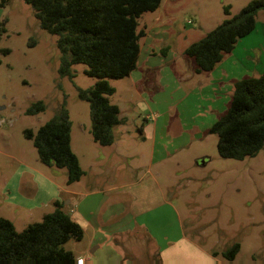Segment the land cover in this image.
<instances>
[{"label":"rangeland","instance_id":"rangeland-1","mask_svg":"<svg viewBox=\"0 0 264 264\" xmlns=\"http://www.w3.org/2000/svg\"><path fill=\"white\" fill-rule=\"evenodd\" d=\"M2 1L0 22L6 20V24L0 37V216L12 221L21 231L54 209L53 202L48 200L38 205L51 191L43 180L38 183V189L28 183L27 173L35 170L37 177H46L56 187L67 182L66 169L49 167L39 161L33 141L26 137L25 131L36 133L66 102L72 121V149L81 153L91 148L90 106L79 98V89L93 87L97 78L85 73L84 64L72 67L74 77H62L57 37L41 29L32 8L23 0H8L5 5H1ZM251 1L163 0L156 12L144 15L147 20L141 19L139 29L146 34L145 24L154 22L157 27L165 28L168 41L154 47L167 46L168 58L162 54L152 56L150 63L158 68L150 71L149 76L144 73L143 83L136 88L129 78L109 80L116 89L110 100L119 105L127 118L119 126L120 140L122 147L131 153L134 166L144 165L143 155L149 152L150 145L143 142L144 133L139 130L147 113L158 114L159 130L163 127L165 138L180 137L181 142L188 141L189 145L177 156L181 165L168 168L169 181H160L180 212L190 237L206 249L218 252L234 243L241 244V251L231 264H264V147L257 156L242 161L224 159L218 154L217 135L209 131L227 112L235 82L264 73V12L260 11L256 17V29L241 38L233 52L225 55L219 64L218 72L230 83L235 81L231 95L223 97L221 107H210L208 96L195 87L201 80L208 84L216 75L196 74L194 59L183 52L227 18L226 6L234 16ZM157 16H161L159 21H155ZM5 49L10 53L4 54ZM37 101H43L45 111L26 115L25 111ZM136 143L141 150L135 151ZM80 157L87 166L83 154ZM23 172L26 177L16 193L17 178ZM128 237L125 248L137 255L136 259L146 254L142 257L144 261L150 264L155 261L154 252L141 235ZM89 240V236L80 242L72 240L65 247L77 254L86 249ZM116 247L122 249L117 244ZM103 252L97 254L94 264L103 263V254L111 261L112 257H118L115 252H111L113 255ZM88 257L93 258L92 254Z\"/></svg>","mask_w":264,"mask_h":264},{"label":"trees","instance_id":"trees-1","mask_svg":"<svg viewBox=\"0 0 264 264\" xmlns=\"http://www.w3.org/2000/svg\"><path fill=\"white\" fill-rule=\"evenodd\" d=\"M8 0H3L5 5ZM29 5L41 29L57 37L61 54L59 73L74 77L72 67L84 64L85 73L97 78L89 89H79V98L90 106L91 130L94 142L111 146L116 142V127L123 124L119 106L110 98L116 89L109 80H122L136 70L141 40L145 31L140 21L146 13L156 12L163 0H23ZM264 12V0H252L232 16L226 6L227 18L191 43L184 55L194 59L196 72H211L238 41L256 29V17ZM6 20L0 22V37ZM168 47L161 50L162 55ZM9 54L10 50H3ZM45 111L43 101L33 103L28 116ZM142 133V128L139 129ZM217 135V149L224 159L245 160L257 156L264 147V73L235 82L227 112L210 128ZM33 141L39 161L49 167L67 170V184L84 176L78 156L72 150V121L66 102L56 115L36 133L26 130ZM52 212L21 231L9 219L0 216V264H78L75 253L65 245L84 238L83 227L65 211L62 201L53 202ZM241 244L212 252L224 262H233ZM213 264H225L215 261Z\"/></svg>","mask_w":264,"mask_h":264},{"label":"crops","instance_id":"crops-1","mask_svg":"<svg viewBox=\"0 0 264 264\" xmlns=\"http://www.w3.org/2000/svg\"><path fill=\"white\" fill-rule=\"evenodd\" d=\"M160 18L161 16H157L155 21H159ZM142 19H146L144 15ZM145 26L148 28L141 43L137 68L126 77L131 80L135 88L143 83L144 73L147 72L146 75L149 76L150 71L158 68L150 63L152 56L162 54V49L154 47V44H164L168 41L165 28L157 27L155 22ZM161 56L168 58L169 52ZM219 64L211 71L216 75L213 79H209L211 82L206 84V80H201L198 82L199 85L195 83L196 90L199 92L202 90L208 96L210 107L217 108L223 104V97L227 98V94L231 95L235 82L230 83L229 79L218 72ZM141 70L144 72L139 73ZM194 71L198 75L202 74L196 72V64ZM248 77L250 76L243 78ZM225 83H228L227 87ZM226 88L228 91H225ZM121 118L127 121L122 112ZM143 118L144 124L141 126L142 134L144 133L143 142L150 145L148 154L143 155L144 165L134 166L130 161L131 153L122 147L119 130L121 124L116 127L117 139L113 145L104 147L91 140L93 141L91 148L84 147L85 152L82 150L78 153L72 149L85 172L76 183L68 185L66 182L65 186L56 187L46 177H37L38 172L30 169L32 173H27L30 176L26 178L28 183L34 187L36 185L38 189V183L43 180L51 191L49 195L45 194L47 196H44V200L38 205H42L46 200L50 202L60 200L64 204L65 211L83 227V239L88 236L90 239L88 246L80 253L73 252L77 258H84L85 264L91 261L94 264L97 261V254L105 249L107 250L103 253L115 252L118 257H112L114 259L111 261L103 254L102 264H150L142 258L146 257V254L142 255L141 259H136L137 255H133L131 250L125 248L128 235L132 234L141 235L154 252L156 258L151 264H213L215 261L231 264L224 262L220 257H214L212 252L215 249H206L187 234L180 212L175 203L167 197L165 187L160 181L161 179L169 181L168 168L181 165V160L177 156L180 155L181 149L189 145L188 141L181 142L180 137L165 138L163 127L159 130L158 114L150 112ZM73 142L72 134V148ZM138 150H141L139 144L135 151ZM82 154L88 162L87 166L82 164L80 157ZM125 174L128 176L127 179ZM25 177L24 172L18 176L16 193ZM117 177L121 179L118 181ZM116 244L122 249L116 247ZM88 254H92L93 258L88 257ZM150 259H153L152 256Z\"/></svg>","mask_w":264,"mask_h":264},{"label":"built area","instance_id":"built-area-1","mask_svg":"<svg viewBox=\"0 0 264 264\" xmlns=\"http://www.w3.org/2000/svg\"><path fill=\"white\" fill-rule=\"evenodd\" d=\"M77 263L78 264H85V259L84 258H78Z\"/></svg>","mask_w":264,"mask_h":264}]
</instances>
